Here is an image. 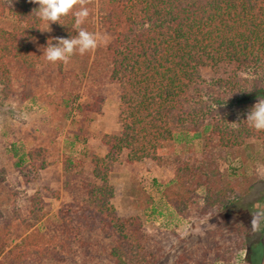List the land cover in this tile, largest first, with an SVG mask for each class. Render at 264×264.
<instances>
[{"label": "trees", "instance_id": "trees-1", "mask_svg": "<svg viewBox=\"0 0 264 264\" xmlns=\"http://www.w3.org/2000/svg\"><path fill=\"white\" fill-rule=\"evenodd\" d=\"M81 3L90 11L95 0H80L72 11ZM96 5L101 23L116 33L109 77L122 88L121 130L103 134L107 153L92 157L89 172L80 158H66V172L73 166L76 172L65 187L76 200L63 204L59 220L46 231L28 223L11 244L18 221L26 220L0 216V264H157L165 246L146 231L140 216H121L112 202L110 173L122 153L128 151L132 161L152 158L172 166L174 177L164 192L168 203L182 216L201 217L230 205L241 186L239 176L221 169V158L253 137L264 138V131L244 120L264 99V0H96ZM37 7L31 0H0V17L10 12L17 19L12 28L0 24V85L7 93L14 77L39 61L33 40L44 25L35 16ZM72 11L51 24V35L39 37L45 46L51 38L77 34ZM89 22L90 14L81 27ZM205 68L224 70V76L208 79ZM199 135L205 142L201 151L176 149ZM45 167L43 162L37 169ZM1 177L0 171V184ZM202 187L204 204L193 212ZM30 201L31 216L42 219L43 197L35 193ZM243 245L226 250L212 243L203 259H194L209 264L213 252L212 263L226 262L227 253ZM263 246V241L253 245L246 260Z\"/></svg>", "mask_w": 264, "mask_h": 264}, {"label": "rangeland", "instance_id": "rangeland-1", "mask_svg": "<svg viewBox=\"0 0 264 264\" xmlns=\"http://www.w3.org/2000/svg\"><path fill=\"white\" fill-rule=\"evenodd\" d=\"M89 14L86 30L99 36L94 50L83 55L75 53L63 65L48 61L43 55L46 46L39 37L51 35V26L50 31H42L33 40L34 52L40 55L37 65L18 73L9 93L0 85V216L26 220L18 221L11 244L21 239L20 235L29 229L28 223L36 222V227L46 231L50 223L59 220L63 204L76 200V193L65 187L66 180L73 177L71 172H76L74 166L66 172V158H80L89 172L92 157L107 153L103 134L121 130L122 88L109 77V47L115 43L116 33L101 23L96 0ZM16 23L10 12L0 17V24L8 28ZM224 72L205 68L202 74L211 79L224 76ZM204 145L199 135L188 143L177 144L176 149L193 146L201 151ZM43 162L46 167L38 170ZM219 162L222 170L240 177L241 186L230 205L201 217L182 216L168 203L164 192L174 177L172 166L160 165L152 158L132 161L128 151L115 162L110 173L115 187L112 202L119 215L140 216L146 231L165 246V254L157 264H198L194 258L203 259L212 243L233 250L243 242L246 245L227 253L230 259L226 262L212 263L215 253H210L209 264H264V246L252 250L253 257L246 260L253 245L264 243V222L258 230L252 227L255 209L264 208V138L249 139ZM35 193L44 199L40 211L43 217L38 221L30 214V197ZM205 194L204 187L198 190L199 205L191 207L193 212L204 204ZM161 214L166 216L165 227L157 224ZM80 250L82 261L85 247ZM95 264L101 263L96 260Z\"/></svg>", "mask_w": 264, "mask_h": 264}, {"label": "clouds", "instance_id": "clouds-1", "mask_svg": "<svg viewBox=\"0 0 264 264\" xmlns=\"http://www.w3.org/2000/svg\"><path fill=\"white\" fill-rule=\"evenodd\" d=\"M32 3L37 4L35 8V16L43 22V27L39 28L41 31H50L53 22L60 21L61 17L67 16L73 10L80 0H31ZM73 23L72 28L76 31V35H70L68 38H51V43H47L43 51V55L50 62H64L67 63L73 54H85L94 50L99 41L98 34L87 31L81 25L85 23L89 16L88 8L81 6L79 10L72 11ZM61 24V23H60ZM55 39V43H53ZM248 126L257 131H264V99H258L246 113ZM261 222H264V208L255 209L252 215V227L258 230Z\"/></svg>", "mask_w": 264, "mask_h": 264}, {"label": "built area", "instance_id": "built-area-1", "mask_svg": "<svg viewBox=\"0 0 264 264\" xmlns=\"http://www.w3.org/2000/svg\"><path fill=\"white\" fill-rule=\"evenodd\" d=\"M167 221H166V216H165V214H161L160 216H158L157 217V224L158 225H161L162 227H165V223H166ZM163 224V225H162ZM246 256H247V254H246ZM243 259H245V256H244V258Z\"/></svg>", "mask_w": 264, "mask_h": 264}, {"label": "flooded vegetation", "instance_id": "flooded-vegetation-1", "mask_svg": "<svg viewBox=\"0 0 264 264\" xmlns=\"http://www.w3.org/2000/svg\"><path fill=\"white\" fill-rule=\"evenodd\" d=\"M258 254H259V253H258V251H257V253H256V255H255V259L258 257Z\"/></svg>", "mask_w": 264, "mask_h": 264}]
</instances>
